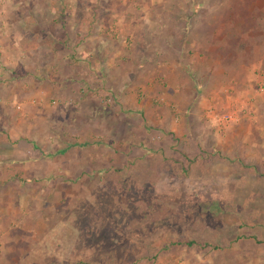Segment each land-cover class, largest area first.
I'll return each mask as SVG.
<instances>
[{
  "label": "rangeland",
  "instance_id": "374dc122",
  "mask_svg": "<svg viewBox=\"0 0 264 264\" xmlns=\"http://www.w3.org/2000/svg\"><path fill=\"white\" fill-rule=\"evenodd\" d=\"M210 2L191 12L176 9L191 0H0L7 47L33 24L11 26L13 18L35 20L37 36L52 29L39 23L63 22L67 54L82 36H105L109 57L94 66L111 65L98 74L66 51L45 55L52 46L35 38L28 45L41 58L20 55L16 77L11 53H0V264H264V156L249 159L221 134L241 121L230 119L228 97L250 84L264 91L261 35L240 66L227 57L238 26L227 28V56L206 65L196 57L205 42L183 43L195 49L182 59L190 74L166 70L175 60L161 58L163 45L170 54L184 40L188 17L196 30L206 20L264 22L263 11ZM73 3L96 9H60Z\"/></svg>",
  "mask_w": 264,
  "mask_h": 264
},
{
  "label": "crops",
  "instance_id": "0c3cea01",
  "mask_svg": "<svg viewBox=\"0 0 264 264\" xmlns=\"http://www.w3.org/2000/svg\"><path fill=\"white\" fill-rule=\"evenodd\" d=\"M191 1H192V5L188 4L186 7H182L181 4H178L176 5V9L178 10H184V9L190 10L191 9L190 10L191 12H194V11L196 12L198 8H201L200 6H204V5L211 3L210 0H191ZM219 3L221 4L219 9H222L225 11L232 10L235 12H239V11H252V12L254 11L262 12L263 11L264 12V0H219ZM17 7L15 6L12 9L14 10L18 9L20 6L18 8ZM89 8L96 9V6L92 5L91 7L84 8L83 6H80V4L78 3H73V5H69V6L60 4V9L62 11L66 9L67 10L73 9V11L80 9L81 11H83V9L89 10ZM35 9H38V8L34 6L33 10L36 11ZM1 10L6 11V8H2ZM14 13H17V12H14ZM240 20H241L240 22H235L234 24L231 22H227L226 20H223V19H220L217 22L206 20V21L200 22L199 23V25L201 24L200 28L196 30V26L198 25V22L188 17V19L184 21V23L182 24L183 26H181L182 28L181 34H182V37H184V40L182 39L181 41L180 38H178L179 39L178 44H180L179 46L177 44L172 43V40H171L172 36H169L167 35V33L163 32L162 36H164V38H161L162 42L164 44H167L170 38V43H172L171 45L172 47L169 48L170 54H168L167 51L165 50V46L163 45L161 53H164L165 55H161V58H166L170 56V58L172 59L174 58L175 60L174 62H171L170 65H165V67H167L166 70L172 69L173 70L172 72L176 73L178 70L181 69L182 74L183 73L190 74V68L188 64L186 63V65H184L182 63V59L184 57L189 58L188 57L189 55L192 56V54H194L195 49L190 48L187 50L188 47H186V50L191 53L188 55L187 51H184V48L182 46L183 43H185V46H189L190 43H193L191 47H196L198 41L199 43L201 42L209 43V42H215V41L224 42L223 39L227 37L226 28L228 26H235V27L238 26L242 30L244 26V20L242 19ZM29 21H33V22H29ZM23 22H26L27 26H29L30 23H33L31 26V30H27V31L23 30L22 34L18 32H15L14 34H10L9 39L11 40V44L13 45V46L11 45V47L10 46L7 47V43L9 42H8V38L6 37V33L5 32L4 34L0 33V45H1L0 53H1V57H3L1 58V61L4 60L5 56L8 54V51H9L11 53L10 54L11 60L14 59V61L13 62L10 61L9 64L15 68V70H12L11 74L14 73L16 77H19V71H20L19 70V59L21 58L20 55L23 57L26 55L27 58H30V59L31 58L33 59L41 58L39 55H37L41 53V51L40 52L38 51L39 48H36L37 50L36 49L32 50L31 49L32 46L28 45V42L35 38L40 39L41 41L44 40L45 42H47L48 44L52 46L50 49L49 48L45 49L44 51V53H46L45 55L50 54L52 56L53 54H55V52L61 53L62 51H66V54L63 55L64 58H68L70 56L75 57V60L77 59L78 61H80L81 64L87 65V69H89V67L90 69H95L98 72V74L101 73L100 71L102 70V68H105L103 70L104 72L106 73L110 72L111 65L109 63H106V64L102 63V67H99L98 64L94 66V63L96 61H98L100 58L101 59L103 58L102 54L103 55L105 54L104 57L106 59L109 57V52H108L109 40L105 36L103 38V37L94 35L89 38L84 37V39L82 36L81 39L76 40V42L73 44L72 46L73 51H71V53H74V56H72V55L67 54V51H68L67 47L70 46L71 40L66 35L67 32L64 31L62 28V26H66L63 22H60V24L58 25L55 24L56 26L54 25L56 30H54V26H50V24L39 23L40 25H42V27H47L49 25V27L52 28L50 29V32L45 33L44 35H41V36H37L38 34L35 33L36 32L35 29L38 28L39 25L36 24L35 20L30 19V17L28 18V20L27 19L20 20V19H14V18L10 20V23L12 24L11 26H14L16 24H21ZM78 23L79 21L78 22L76 21L74 23V28L77 30V33L78 32L81 33L80 29L77 28V27H81V26H77L79 25ZM175 23L176 21L173 22L172 25H174ZM177 23L181 24L182 22L178 21ZM6 25H7L6 22H3V20H1V17H0V31L4 29L3 27H5ZM8 26H9V23H8ZM57 30L59 33L62 32L63 34L58 36L56 34ZM76 37H77V34H76ZM157 37L158 35L156 34V38ZM174 39H176V37H174ZM212 47L213 46L208 45L205 48V52L203 51L202 54L211 52ZM199 49H203V46H201ZM125 52L126 50L123 49V55L122 54L120 55L124 57ZM144 56L149 58L151 57V54H148L146 56V53H144ZM196 57L197 58L201 57V59L203 60L208 59V56L206 57L205 55L203 56L201 54H198ZM6 60H9L8 56H6ZM177 60H179L180 63ZM122 62H124V60H122ZM191 64L193 67V63ZM54 65L56 66V64ZM59 65L61 64L58 63L57 66ZM236 65L240 66V63H236ZM163 66L164 65L160 63V67H163ZM179 66L181 68H179ZM82 67H86V66H82ZM50 68H52V66H47L46 64H43L42 69H41L42 73H45V71L49 72ZM20 69H22V66ZM244 69L249 71L250 67H244ZM166 70H164V72H166ZM1 72L4 73L5 71L1 70ZM91 72L94 73L93 71ZM37 73L38 72H33V74L35 75ZM248 74L251 75L250 72H248ZM253 77L250 78V81L256 79ZM0 80H2L1 76H0ZM18 81L19 80L17 78L15 81L11 80V82H16V84L18 83ZM249 87H248L249 89L248 92L244 90V91L238 92L236 96L228 97L229 101L227 102V104L230 108H232V110L230 109L231 116L237 118L239 121L241 119V121H240V124H236V126L228 127L227 130L225 132H221V134H226V137L224 138L223 141H226L228 138L229 140L234 138L236 142L238 143L240 142L242 146H245L246 149L244 151H247V155L250 159L254 156V151H258L260 156L261 155L264 156V91L256 90L254 88V85H251V84ZM244 123L248 125V126L245 125L247 128H244L243 126ZM237 153L238 151L236 149L235 154ZM259 160H261V157L259 158Z\"/></svg>",
  "mask_w": 264,
  "mask_h": 264
},
{
  "label": "trees",
  "instance_id": "16d2710c",
  "mask_svg": "<svg viewBox=\"0 0 264 264\" xmlns=\"http://www.w3.org/2000/svg\"><path fill=\"white\" fill-rule=\"evenodd\" d=\"M250 13H253V15H255L257 17V15L259 13H261L260 11H249ZM262 16V14L260 15ZM258 18H260L258 16ZM240 19H242V17H240ZM254 20V21H253ZM252 21H245L244 20V26L242 28V30H240V32H238L236 35V37H233L234 40L232 41H235L232 45L235 47V50H234V54L233 55H228V53H226V48L224 46V43L222 42H209V43H205L206 46L204 47V49L208 46V45H211L213 46L212 47V50L211 52H207V53H204L203 55H205L206 57L209 56L208 58H212L214 56H217V55H223L224 57L227 56V57H230V58H233L234 61L236 60V63H240L241 62V59L243 56H245V52L247 51V49L249 48V45H251V41L252 39L253 40H256V33L255 31H258L259 34L261 35V37L259 38L258 41H260L261 44H264V22H263V25L262 22H258L253 19ZM263 20V19H262ZM260 21V19H259ZM229 27V26H228ZM227 27V28H228ZM227 28H226V33L228 35V31H227ZM233 31H236L234 29H232ZM227 38V37H226ZM224 38V39H226ZM223 39V40H224ZM261 39V40H260ZM247 40V41H246ZM191 45H193V43H190ZM252 46V45H251ZM197 47V46H196ZM223 47V49H222ZM264 48V47H263ZM222 49V50H221ZM223 52V53H222ZM222 53V54H221ZM205 61H208L207 60H204L202 61L204 64H206ZM241 64V63H240ZM196 74H200V70L196 71ZM195 76V75H194ZM179 242H171V244H178ZM181 244V243H179ZM188 245H194L195 243L194 242H188L187 243ZM167 248V247H166Z\"/></svg>",
  "mask_w": 264,
  "mask_h": 264
},
{
  "label": "built area",
  "instance_id": "2783aa9c",
  "mask_svg": "<svg viewBox=\"0 0 264 264\" xmlns=\"http://www.w3.org/2000/svg\"><path fill=\"white\" fill-rule=\"evenodd\" d=\"M137 1V0H136ZM230 117V119H233V116H229ZM225 119H226V117H225Z\"/></svg>",
  "mask_w": 264,
  "mask_h": 264
}]
</instances>
